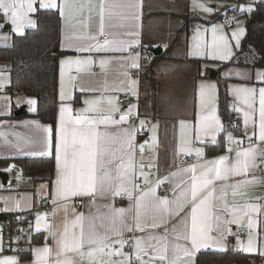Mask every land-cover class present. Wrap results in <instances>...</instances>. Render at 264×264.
Segmentation results:
<instances>
[{
	"label": "crops",
	"instance_id": "crops-1",
	"mask_svg": "<svg viewBox=\"0 0 264 264\" xmlns=\"http://www.w3.org/2000/svg\"><path fill=\"white\" fill-rule=\"evenodd\" d=\"M106 4L105 12V35L98 37L99 41L103 43L105 40H117L124 41L125 46L129 43L132 44V49H144L146 55L144 58L137 52L129 54L127 52H95L90 53H77L75 51L62 50V43L67 46L69 43L67 37L72 36L73 47L82 46L87 47L89 44H95V41L78 39L84 34H96L99 26L98 5L100 0H92L93 9L91 13L87 10L83 16L77 15L76 19L71 21L61 19V44L60 50L63 52L59 57V109L64 104H70L73 109H82L85 105L82 103L85 99H102L103 102L99 107L101 111L99 113H93V115L107 114L108 105L106 99L108 97H132L140 100V103L135 102L132 105L138 106L139 116L142 120L152 117L153 121L149 123L147 128L149 129L148 137L151 138L150 144H146L142 141V138L136 134L134 152V171L136 174L135 183L139 185L137 180L140 177L141 164L145 165V169H149V183L148 186L155 184L157 178H168L169 182L163 184L157 193L159 195H166L167 192L173 194V187L175 183L181 180H190L192 173L184 172L193 165L196 166L195 175L198 177L203 172L213 167L212 161L222 155L229 157V161L235 160V152L241 149L248 148L250 145L264 148V143L258 140L259 135V95L258 90L264 87V83L257 81L256 73L264 71L263 68H249L243 66H223V63L231 61L240 47L243 38L245 37V16L251 11L248 8L253 9L255 6L253 3L248 5H236L213 1V0H104ZM198 5H203L206 8H211L213 11L206 12ZM38 6V5H37ZM41 10V9H40ZM54 10L55 9H46ZM228 11H236L238 18L236 19L235 28L228 30L225 25L220 22V17L223 13ZM36 13H29L28 18L37 22ZM91 15V20L88 21L87 17ZM138 17V19L136 18ZM85 20L89 24L88 28H85L80 20ZM0 24L4 27L8 26L9 29L0 28V48H11L13 45V39L15 36L24 35L28 29L34 27H28L26 24L22 32L13 31L14 26L7 22L4 16L0 17ZM216 26L217 37L224 36L231 49V58L228 60L211 59V44L213 40L212 28ZM243 29V34L239 36V45L237 46L236 39L233 38V32H239ZM131 33H135L133 35ZM6 37V39H4ZM139 41V43H134ZM197 44L200 46V53L197 54ZM160 48V55L153 54V50ZM140 55L139 69L131 67V57ZM153 54L155 60L150 62L148 56ZM65 57H79L88 58L91 57L95 63L89 71H85L79 74V78L75 83V87L67 83L68 73L64 75V90L67 94H71L74 99L72 101H61V65L60 61ZM127 57V59H125ZM100 59L109 60L105 70H101L99 67ZM8 65H0V172L10 171L16 166H20L19 163H15L17 159L22 158H45L53 157L46 152L44 155L39 153L43 150L39 143H25L27 138L37 140L38 136H34L33 133L36 129L34 124H25V121H36L40 125L48 126L50 124L43 122L40 118L35 116L37 112V99L33 96H21L19 99H14L13 95L9 92V85L11 77L9 73ZM235 69L234 76L224 74V71H231ZM218 70L222 75V78H226L229 83V96H231L232 103L230 105L233 119L240 120V129L233 131L232 128L226 133V142L228 149L225 153L209 157L206 151V145L217 142L219 137L225 132L216 134V139L213 140L211 136H201L200 140L195 139V127L198 124L201 115H211L215 112V115L219 117L222 125L225 127V122L219 112V85L216 81L218 76ZM213 72L217 73V76H213ZM73 75H76L73 70ZM154 77V86L151 84L150 77ZM131 80H137L136 90L138 92V98L133 96L129 91ZM202 83L213 84L216 86L215 99L208 110L202 111L200 104L199 88ZM8 90L4 92V89ZM93 89L94 91L81 92L80 88ZM237 87H254L257 89L256 100L253 105V109L247 108L239 99H237L233 89ZM105 88L109 91L105 92ZM119 88L124 91L113 92L111 89ZM154 89V90H153ZM76 97L79 98V102L76 103ZM29 99L35 100V104H29ZM25 107V112L22 116H15V112ZM119 107L124 110L129 105H124L119 102ZM238 109V110H237ZM249 112V123L247 127L244 125V113ZM24 112V113H25ZM57 115V117H58ZM119 114L116 115L118 119ZM137 116L136 109L133 110L132 118L128 124L122 126H100L102 131L106 130L113 132L117 127H128L133 125L132 120ZM230 120V121H231ZM181 121L186 122V128L182 131ZM255 121V124L253 123ZM135 125V124H134ZM231 132L233 141L229 142L228 133ZM247 132V136L245 135ZM255 132V135H253ZM248 136L252 137L249 141ZM235 141H242L237 145ZM140 145L144 146V151L141 153ZM184 147L191 150V155L196 156V149L201 150V155L206 157L202 161H198L193 165L178 167L177 162L181 157L189 156L180 149ZM152 151L154 158L149 160L145 155V151ZM24 152L34 153L32 155H24ZM119 155V153H118ZM126 158V153H125ZM55 162V158H54ZM258 167L250 169L246 176H234L230 177L226 181H216L217 188L221 185H232L237 181L253 180L255 177V183L241 184L236 195H233L231 188L228 189V195L226 200L230 207H237L241 213L248 211V204H258L260 209L256 213L249 212L251 218L256 222L254 232L256 233V248L257 250L252 253L244 252L240 247V242L247 243L248 229H247V217L244 218L243 226L238 227L235 224L229 225L234 235H228L226 239L222 238L218 233H213L216 240L225 245L223 249H217L210 246L203 251H227L229 248H234L236 251L247 254L249 256L258 258L261 264H264V163H261V158L258 156L256 161ZM150 166V167H149ZM172 173H179V175L173 177ZM151 175L154 176L150 180ZM52 182L48 178L34 179L26 184H22L21 193L22 198H17L16 193L6 191L3 185L2 179H0V199L5 194L7 200L3 211V214L11 213H30L33 215V219L30 225V234L25 236L37 235L38 238H42L41 243L34 244L30 249V256H22L17 252H5L10 249V243H18V240H7L3 238V251H0V259L4 257H16L18 264H33L36 259L34 249L42 248L47 244L53 249L52 254L48 257L50 264H54L56 257L57 246L55 241L49 235V232L56 234L57 239L63 234L64 228L67 226L71 232V221L75 218V215L79 213L88 214L89 208L95 211V207L88 204L90 198L88 197H75L65 201L59 199L55 193L54 181L56 179V171H54ZM140 186V185H139ZM183 187V185H181ZM143 188L144 190H147ZM179 189H177L178 193ZM135 195H139L136 192ZM169 197V196H168ZM173 196L169 197L172 198ZM77 199H82V206H76ZM102 202H107L112 199L111 196L104 198H97ZM1 202V201H0ZM134 203V202H133ZM130 201L127 197H119L115 199V207L128 208ZM52 207L53 213L48 218L46 210ZM67 207V211H65ZM103 211L104 209L101 208ZM187 212H190V207L186 208ZM43 216L41 220V228H36L37 216ZM135 210L133 209V225H134ZM2 217V211L0 209V218ZM231 219V216L226 217ZM48 224L50 229H45L44 224ZM239 228H244V236H236V232ZM162 231V230H157ZM135 235L143 236L145 233H139L135 230L132 233H125V237H132ZM47 238V239H46ZM132 241H130V244ZM180 243H184L180 241ZM126 245L125 252H133V248ZM16 249V248H15ZM130 251H129V250ZM200 253V252H199ZM194 257V264L196 263L197 256ZM72 256L75 264H81L78 257L74 254H67ZM63 259V257H60ZM148 257H145L147 259ZM118 259V258H117Z\"/></svg>",
	"mask_w": 264,
	"mask_h": 264
},
{
	"label": "snow or ice",
	"instance_id": "snow-or-ice-1",
	"mask_svg": "<svg viewBox=\"0 0 264 264\" xmlns=\"http://www.w3.org/2000/svg\"><path fill=\"white\" fill-rule=\"evenodd\" d=\"M38 5V6H37ZM206 12L213 9L198 5ZM92 0H0V14L14 28L13 31L22 32L25 24L34 27L36 21L29 19V13H36L40 9H55L62 20H75L77 15L83 16L87 10L91 13L93 9ZM241 11H243V7ZM99 26L96 34H84L78 37L81 40L95 41L87 47H73V37H67L69 43L61 45L62 50L75 51L77 53H97L104 51L127 52L132 44L125 46L124 41L105 40L101 43L98 37L105 35V12L106 4L100 0L98 5ZM248 11H252L248 8ZM138 19V17H136ZM91 20V15L87 17ZM80 23L88 28L85 20ZM4 25L0 24V28ZM217 28H212L213 40L211 44V59L221 61L231 58L229 42L224 36L217 37ZM136 35L135 33H131ZM243 29L233 32L232 36L239 45V36ZM6 39V37H4ZM134 43H139L135 41ZM197 54L200 53V46L197 44ZM127 59V57L125 58ZM131 67L139 69L140 55L131 57ZM95 61L91 58L65 57L60 61L61 65V101H72L74 97L64 90V75L68 73L67 83L75 87L79 74L89 71ZM109 60L100 59L99 67L105 70ZM73 70L76 75H73ZM257 81L264 83V71L256 73ZM137 80L130 81L129 91L138 98L136 90ZM216 86L202 83L199 88L201 110L209 109L215 99ZM81 92L94 91L81 87ZM109 89L105 88V92ZM113 92L124 91L114 88ZM239 99L249 109H253L256 100L257 89L254 87H237L233 89ZM259 135L258 140L264 143V87L259 88ZM29 104H35V100L29 99ZM105 102L102 99H85L82 109H73L70 104L62 103L55 126L40 125L36 121H25V124H34L36 129L33 133L38 136L37 140L27 138L25 143H39L42 147L40 155L45 152L55 158L56 179L54 181L55 193L59 199L69 200L75 197L90 198L88 204L95 207L89 208L88 214L79 213L71 221V232L66 226L63 234L57 239L56 234L49 232L57 246L54 264H75L71 253L78 257L81 264H194V257L201 250L210 246L217 249L225 247L216 240L213 233H218L226 239L228 235H234L229 225L243 226L244 218L247 217L248 238L247 243L240 242L241 249L246 253H252L256 248V233L254 228L256 222L251 218L249 212L256 213L260 209L258 204H248V211L243 213L232 206L230 207L226 197L229 187L233 195H236L241 184L255 183L253 180L237 181L232 185H221L217 188L216 181H226L234 176H246L250 169L258 167L257 157L264 163V148L249 146L235 152V160L230 162L226 155L219 156L212 161L213 167L206 169L201 176L195 175L196 166L193 165L184 172L192 173L190 180H181L174 184L172 189L173 197L159 195L157 189L168 183V178H157L155 184L148 186L147 190L141 188L137 183L134 171V143L139 129L135 125L128 127H117L115 131H102L101 125L122 126L128 124L132 118L133 110L136 109L139 118L138 106L129 105L121 110L119 100L116 97H108L107 114L93 115L101 111L100 105ZM238 110V109H237ZM119 114L118 119L116 115ZM182 131L186 128V122L181 121ZM249 123V112L244 113V125ZM255 124V121H253ZM146 121L140 120L139 126L143 128ZM195 139L200 140L201 136H211L216 139V134L225 131L218 116L213 111L211 115H201L195 127ZM3 135V133H0ZM247 136V132H245ZM255 135V132H253ZM249 141L251 136L247 137ZM229 142L233 141L232 133H228ZM237 145L242 141H235ZM143 153L144 146L140 145ZM181 152L191 155V150L182 147ZM232 151L231 148L228 149ZM119 153V155H118ZM126 153V158H125ZM24 155L34 153L24 152ZM196 155H201V150L196 149ZM140 177L143 183H149V174H146L145 165L141 164ZM150 167V166H149ZM173 177L179 173H172ZM183 185V187L181 186ZM177 189H179L177 193ZM139 192V195H135ZM111 196L112 199L105 202L97 198ZM127 197L130 201L128 208L115 207V199ZM134 202V203H133ZM190 207V212L186 208ZM101 208L104 210L102 211ZM133 209L135 210L133 225ZM8 211V209H4ZM67 211V207H65ZM231 216V219L226 217ZM44 217L38 215L36 228H41V220ZM45 229H50L44 224ZM145 233L125 237V233L133 231ZM162 230V231H157ZM47 239V238H46ZM130 241L132 243L130 244ZM183 241L184 243H180ZM133 248V252L124 251L126 245ZM0 251H3V238L0 237ZM36 259L33 264H50L48 257L53 249L45 244L42 248L33 250ZM264 255V252L260 253ZM60 257H63L61 259ZM145 257H148L145 259ZM118 258V259H117ZM0 264H18L16 257H4Z\"/></svg>",
	"mask_w": 264,
	"mask_h": 264
},
{
	"label": "trees",
	"instance_id": "trees-1",
	"mask_svg": "<svg viewBox=\"0 0 264 264\" xmlns=\"http://www.w3.org/2000/svg\"><path fill=\"white\" fill-rule=\"evenodd\" d=\"M251 1V0H250ZM256 4L251 13L245 16V37L237 49L235 57L223 66H243L264 69V0H252ZM236 13V11H235ZM36 26L28 29L24 35L15 36L11 48H0V63L9 66L11 82L8 87L13 95L20 91L23 96H33L38 107L35 116L43 122L55 126L59 107V56L61 40V17L58 11L41 9L36 15ZM154 84V77H150ZM216 81L219 85V112L225 122V132L217 142L207 144L209 157L225 153L228 149L226 133L231 126V103L229 83L222 78L218 70ZM154 90V89H153ZM75 102H79L76 97ZM27 116V113H24ZM239 133V131L237 132ZM19 163L24 175L36 179L53 180L55 162L53 157L22 158L14 161ZM37 235L23 236L18 243H10L5 252H17L22 256H30L34 244L41 243ZM16 248V249H15ZM197 264H261L258 258L242 254L234 248L227 251H203L196 259Z\"/></svg>",
	"mask_w": 264,
	"mask_h": 264
},
{
	"label": "built area",
	"instance_id": "built-area-1",
	"mask_svg": "<svg viewBox=\"0 0 264 264\" xmlns=\"http://www.w3.org/2000/svg\"><path fill=\"white\" fill-rule=\"evenodd\" d=\"M213 1L224 2V3L230 4L232 6L248 5L251 3H253V5L256 4L252 0L251 1L250 0H213ZM1 16H3V15L0 14V17ZM237 18H238L237 12L235 13L234 11H228V12H225L221 15L220 22H222L228 30H231V29L235 28ZM134 52L139 53L142 58H144L146 55V51L142 48L137 49V50L132 49L131 51H129V54H132ZM148 60L150 62H153L155 60V56L153 54L149 55ZM0 65H3V64L0 63ZM21 96H22V93L20 91H15L13 93L14 99H19ZM119 102L124 104V105H132L135 102L140 103V100H138L136 98L125 96V97H120ZM140 120H142V117L139 116V118L137 119L135 116L132 120V123H133V125L135 124V126L139 129L138 135L140 136V138H142V141L145 142L146 144H150L151 138L148 137L149 129L147 128V126L149 125L150 122L153 121V118L149 117V118L145 119L146 124L143 128H140V126H139ZM230 126L234 132L238 131L240 129V120L239 119L231 120ZM145 155L147 156V158L149 160H152L154 158V153L152 151L146 150ZM205 158L206 157H204V155H200V156L189 155V156L181 157V159L178 160L177 165H178V167L189 166V165L195 164L198 161H202ZM145 171L150 173L149 169H146ZM7 174H8L9 180H8L7 185L4 186L5 190L16 193L17 198H22V195H23L21 193L22 184H26V183L30 182L31 180L36 179L34 176L29 177V176L24 175L22 168L20 166H16V167L12 168L10 171H8ZM153 178H154V176L151 175L150 180ZM137 182L139 183L141 188L147 187V185H145L143 183L142 178H139L137 180ZM166 195L169 197L173 196V194L171 192H167ZM6 200H7V198L4 194L2 196V198L0 199V201H1L0 202V209L2 211V217L0 218V237L7 239V240H10V241L11 240H18L19 237L30 234L29 233L30 232V225H31V221L33 219V215H31L30 213H20V212L11 213V214H3ZM75 203H76V206H82L83 200L77 199V201ZM46 213H47L48 218H50V216L53 213L52 207L47 208ZM244 232H245L244 228L243 229L239 228L236 232V236L243 237Z\"/></svg>",
	"mask_w": 264,
	"mask_h": 264
},
{
	"label": "water",
	"instance_id": "water-1",
	"mask_svg": "<svg viewBox=\"0 0 264 264\" xmlns=\"http://www.w3.org/2000/svg\"><path fill=\"white\" fill-rule=\"evenodd\" d=\"M4 29H9V27L8 26H5L4 27ZM161 50H160V48H157V49H154L152 52H153V54H155L156 56H159L160 55V52ZM213 76H217V73L216 72H213ZM24 112H25V107H22V108H20V109H18L16 112H15V116H22L23 114H24ZM0 179H2V182H3V185L4 186H6L7 185V183H8V174H7V172H4V171H1L0 172Z\"/></svg>",
	"mask_w": 264,
	"mask_h": 264
},
{
	"label": "rangeland",
	"instance_id": "rangeland-1",
	"mask_svg": "<svg viewBox=\"0 0 264 264\" xmlns=\"http://www.w3.org/2000/svg\"><path fill=\"white\" fill-rule=\"evenodd\" d=\"M234 72H236L235 71V69H232L230 72L227 70V71H224V74H229V76H234ZM224 75H222V77H223ZM0 84H2V82H1V80H0ZM3 89H4V87H3ZM8 90H6V89H4V92H7Z\"/></svg>",
	"mask_w": 264,
	"mask_h": 264
}]
</instances>
